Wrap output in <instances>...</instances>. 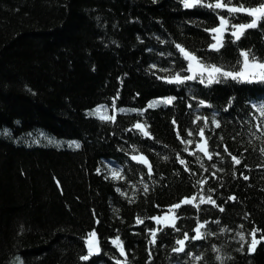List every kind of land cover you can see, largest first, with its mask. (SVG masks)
Listing matches in <instances>:
<instances>
[{
  "label": "trees",
  "instance_id": "trees-1",
  "mask_svg": "<svg viewBox=\"0 0 264 264\" xmlns=\"http://www.w3.org/2000/svg\"><path fill=\"white\" fill-rule=\"evenodd\" d=\"M217 13L228 10L185 8L181 0H0V264H191L189 251L204 254L195 264H221L217 256L223 264H264V240L248 250L253 229L264 235V116L251 107L264 101V84L159 78L186 70L176 44L208 63L235 64L238 47L264 59V22L239 41L226 33L224 47L209 49L206 29L219 23ZM247 20L244 13L229 16L230 25ZM163 96L176 99L148 105ZM193 96L210 105L198 108ZM113 115L115 121L104 118ZM205 115L211 159L186 151L204 139ZM137 120L151 136L133 130ZM141 153L151 173L132 159ZM109 165L123 178L114 179ZM201 192L223 210L207 201L198 209L182 205L175 209L179 233L151 219L171 213L168 206L185 195L199 200ZM197 219H208L206 235L192 240ZM152 227L161 229L155 244ZM93 230L101 250L82 260ZM183 232L185 253H175ZM116 236L127 255L113 243Z\"/></svg>",
  "mask_w": 264,
  "mask_h": 264
},
{
  "label": "snow or ice",
  "instance_id": "snow-or-ice-1",
  "mask_svg": "<svg viewBox=\"0 0 264 264\" xmlns=\"http://www.w3.org/2000/svg\"><path fill=\"white\" fill-rule=\"evenodd\" d=\"M182 5L185 8H192L197 5L207 7L209 9H226L228 10V15H221L217 13L219 23H217L214 27H209L206 29L208 33L211 34V40L212 42L207 45L209 49H215L219 50L222 47L225 46V34L231 33L230 41H239L241 36L245 34V31L249 28H257L261 22H264V2H260L255 4V6H245L243 3L237 4V3H231V2H225V0H181ZM240 13L247 14L248 20L245 23H233L230 25L229 16H238ZM238 47V45H237ZM176 48L179 49V55H181L184 59L181 61L183 63L186 61L187 68L186 70H178L175 71L173 74L169 75H163L159 78L167 81L169 83L174 84H185L188 81H199L200 83L211 86L214 83L222 82L224 80H232L236 82H259L261 84H264V59L260 58L252 49L250 48H239V59H237L235 64H218V63H208L201 57H198L195 52L189 51L187 48H185L182 44H176ZM173 64L175 65V61H173ZM153 68L157 67L156 65H152ZM165 71H168L165 69ZM119 96V93L116 94ZM139 95V94H137ZM161 103L171 104L176 97L175 96H163V97H157ZM193 100H197V107H201L204 105H210V100L208 99H202L198 96H193ZM149 105L152 107H156L157 105L153 101H149ZM104 108L107 109V105H97V108ZM112 107L115 108V104L112 105ZM189 107H192L191 102H189ZM251 107L256 109L261 116H264V101L261 102H252ZM117 111H125V109H117ZM132 111L136 112H143L144 109H132ZM93 114V113H90ZM105 119H110L112 121H115L116 117L115 115L110 117H104ZM209 117L207 115L203 116V122L204 125L199 128V136L204 137L203 140L198 139L195 144L194 149H186V151H192L193 153L198 149L201 152L204 153L209 159L212 158L213 153L209 150L208 147V138L205 137V128L210 127L209 125ZM196 121L201 120V116L197 115L195 117ZM211 122L217 126L221 124L220 119L216 118V114L214 113L211 117ZM175 118H173V124H176ZM139 129L144 136H151L152 133L147 131V125L142 123L140 120H137L135 122V125L133 126V130ZM7 131V130H5ZM189 134H191L192 129H189ZM179 131H177V135H179ZM40 135H44L43 133H40ZM39 143V141H36ZM70 144H75V147L79 148L80 143L76 141H70ZM184 143L191 144V140H185ZM135 147V145H133ZM264 151V149H262ZM216 155H219L217 152ZM132 159L142 161L144 164L148 165V173L152 172V166L147 158V156L143 155L142 153L139 156L133 155ZM231 159L234 160L237 164L240 163V158L232 155ZM181 164H185V159H180ZM187 167V165L185 164ZM111 168V176L114 179H122L121 172L118 171L115 167ZM245 167H248L245 165ZM96 171H100L99 168L96 169ZM215 175V173H213ZM247 179V177H245ZM143 183V181H141ZM205 180H200L199 184L204 185ZM145 188L147 189V185H145ZM117 191H120L119 188H117ZM211 191L215 192L216 189H212ZM232 199H235V194L231 197ZM210 202L212 205H215L216 207L223 210V206L217 204L216 200L211 196H205L201 192L199 195V200H197L196 193H193L192 195H185L181 200H179L177 203L169 205L168 207L172 209L173 211L171 213L164 212L163 217L160 215H154L151 217L152 220L156 221L157 224H163V225H171L172 228L177 231L178 233L180 230L176 228V220L179 219V217L175 214V209H179L184 204H192L195 205L198 209L200 206V203L202 202ZM218 219V218H217ZM137 223H142L141 218H137ZM208 224V219L205 220H199L197 219L195 228H194V235L191 237L192 240L200 239L206 235L204 231H202V228ZM161 229L159 227H152L148 229V232L151 235V243L155 244L157 240V233ZM223 231L224 229H220ZM259 229H253L252 230V238L251 243L248 246L249 251H253L255 249L256 244L259 242V240H264V235L257 238L256 232ZM215 235V233H213ZM239 238L244 239L245 233L243 231L239 232ZM87 244H88V251L87 254L82 256V260H88L89 257H91L94 253L100 252V246L96 239V232L93 230L90 233V236L86 238ZM186 241H189V233L183 232L182 235H178L175 239V247L172 248V251L175 253H185L186 248ZM113 243L117 245L119 248L120 253H125V249L123 247V241L120 240L119 236H116L113 238ZM241 251H243V245H241L240 248ZM149 253H151L152 249H148ZM186 257L191 256L193 258V261L191 264H195V261L201 259L203 257V252H201L199 255H197L195 252L189 251L185 253ZM113 259H117V257H113ZM149 260L152 259L151 255L148 257ZM218 260H221V264H223V260L220 256H217ZM119 264H127L126 261L120 260Z\"/></svg>",
  "mask_w": 264,
  "mask_h": 264
},
{
  "label": "rangeland",
  "instance_id": "rangeland-1",
  "mask_svg": "<svg viewBox=\"0 0 264 264\" xmlns=\"http://www.w3.org/2000/svg\"><path fill=\"white\" fill-rule=\"evenodd\" d=\"M151 101H153L154 103H158V102L161 103V102H160L158 99H156V98L152 99ZM148 105H149V102H148ZM149 106H150V105H149ZM100 113H101V115H104L103 111H101ZM96 235H97V234H96ZM89 236H90V234H89ZM89 236H88V237H89ZM96 239H97V236H96ZM97 241H98V240H97Z\"/></svg>",
  "mask_w": 264,
  "mask_h": 264
}]
</instances>
